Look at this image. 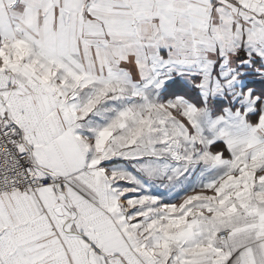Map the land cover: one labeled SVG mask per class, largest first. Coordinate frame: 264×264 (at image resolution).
<instances>
[{"label": "snow or ice", "instance_id": "1", "mask_svg": "<svg viewBox=\"0 0 264 264\" xmlns=\"http://www.w3.org/2000/svg\"><path fill=\"white\" fill-rule=\"evenodd\" d=\"M0 264H264V0H0Z\"/></svg>", "mask_w": 264, "mask_h": 264}]
</instances>
